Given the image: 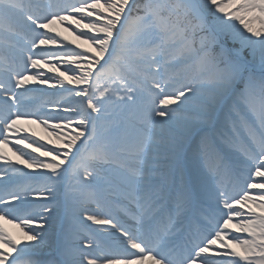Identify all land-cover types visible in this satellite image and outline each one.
Returning <instances> with one entry per match:
<instances>
[{
  "label": "snow or ice",
  "instance_id": "1",
  "mask_svg": "<svg viewBox=\"0 0 264 264\" xmlns=\"http://www.w3.org/2000/svg\"><path fill=\"white\" fill-rule=\"evenodd\" d=\"M0 264H264V0H0Z\"/></svg>",
  "mask_w": 264,
  "mask_h": 264
},
{
  "label": "rangeland",
  "instance_id": "2",
  "mask_svg": "<svg viewBox=\"0 0 264 264\" xmlns=\"http://www.w3.org/2000/svg\"><path fill=\"white\" fill-rule=\"evenodd\" d=\"M61 33H62V36H66L68 38V41H74L75 40V37L72 35V33L70 31H65L63 28L60 29ZM76 43H79V41H76ZM74 46V45H73ZM45 71H47V69H45ZM51 75V73H49ZM39 87V86H37ZM45 88L47 86H44ZM74 87V86H73ZM48 91H54L53 89H48ZM51 105L48 106V109L46 110H51ZM62 115H67V113H62ZM21 127L25 128L28 130V133L27 134H31V132H35L36 133V136L37 138L39 137H43V140L41 141L42 143H45L47 144L48 140H49V137L46 135V133L43 131L42 127L39 126V125H36V124H22ZM58 145L53 143V144H48V147L49 148H54V147H57ZM7 151V150H6ZM9 155H11V153H8ZM8 226V225H7ZM9 231L14 235V236H17L16 235V231H19V229L13 227L12 225H9ZM21 234V233H20Z\"/></svg>",
  "mask_w": 264,
  "mask_h": 264
},
{
  "label": "bare ground",
  "instance_id": "3",
  "mask_svg": "<svg viewBox=\"0 0 264 264\" xmlns=\"http://www.w3.org/2000/svg\"><path fill=\"white\" fill-rule=\"evenodd\" d=\"M7 225L8 224H5V227L8 228V230H9V227H8L9 225L8 226ZM15 233H16L17 236H20L21 235L18 231H16Z\"/></svg>",
  "mask_w": 264,
  "mask_h": 264
}]
</instances>
